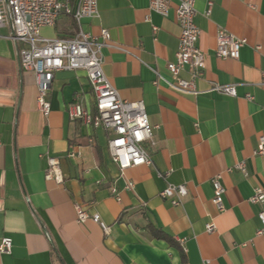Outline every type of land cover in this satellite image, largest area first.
<instances>
[{
	"label": "crops",
	"instance_id": "0c3cea01",
	"mask_svg": "<svg viewBox=\"0 0 264 264\" xmlns=\"http://www.w3.org/2000/svg\"><path fill=\"white\" fill-rule=\"evenodd\" d=\"M97 5L81 28L99 41L108 30L104 74L121 98L142 100L148 121L158 125L143 143L151 164L120 171L106 132L69 119L74 101L94 109L83 70L54 72L43 113L34 74L20 67L9 27H0V237L11 239L0 264H264L259 205L248 200L254 187L264 189V154L253 153L264 130V0H195L197 46L205 54L196 93L168 84L174 79L166 63L180 33L175 0L165 17L148 0ZM219 28L246 40L237 59L216 57ZM75 29L71 16L60 15L40 36L69 37ZM228 83L236 95L211 90ZM49 155L59 159L61 182L45 178ZM216 174L224 187L221 212L211 200ZM167 183L185 184L179 204L159 195ZM74 203L97 213L109 231L91 217L77 221ZM206 223L215 230L206 231Z\"/></svg>",
	"mask_w": 264,
	"mask_h": 264
},
{
	"label": "built area",
	"instance_id": "2783aa9c",
	"mask_svg": "<svg viewBox=\"0 0 264 264\" xmlns=\"http://www.w3.org/2000/svg\"><path fill=\"white\" fill-rule=\"evenodd\" d=\"M172 0H148V8L162 16H167ZM175 18L180 27L177 49L174 59L166 63V69L174 81L168 82L170 87L177 91L196 93V79L202 76L204 67V52L197 46L199 28L194 22L195 0H175ZM211 2H209L210 8ZM254 6V5H252ZM98 14L97 0H0V27L8 26V37L16 43L18 62L22 69L30 70L35 76L37 87V105L43 113L49 112L47 92L50 88L55 71L83 70L89 80L94 94V109L90 110L79 101L67 106L70 120H80L88 127L102 128L107 135V148L112 160L120 171L128 167L151 164V158L143 147L145 141H152L154 130L158 125L148 121L142 100L129 101L119 96L117 90L111 85L102 69L101 49L107 44L109 32L103 28L100 31L101 40L81 28V19L94 17ZM60 15L71 16L76 23L74 34L69 37L47 38L40 36L42 26H53ZM155 30V27H153ZM246 42L244 38L236 37L224 28L216 33L214 53L218 58L237 59L240 48ZM257 49L260 45L256 46ZM185 71L187 77L180 73ZM156 84L161 78L159 72L154 70ZM264 81V80H263ZM264 83V82H263ZM236 84H214L211 90L234 96ZM247 98H251L249 94ZM91 140V139H90ZM254 154H264V130L258 136ZM78 153H69V156ZM45 178L61 182L62 177L59 159L47 156ZM235 168L245 173L243 162H238ZM213 186L212 202L221 212L225 209L222 195L224 187L220 175L211 179ZM133 186L131 181L125 188ZM115 194V189L111 188ZM187 194L184 183L167 185L159 192L163 198H169L174 205L181 202ZM258 204L257 216L261 226L256 234L264 232V189L260 186L253 188L248 199ZM77 221L82 222L88 217L98 222L105 232L109 227L100 220L97 213L89 214L79 203H74ZM206 231L215 230L214 223H206ZM11 248V239L0 237V253H8ZM203 264H209L208 259Z\"/></svg>",
	"mask_w": 264,
	"mask_h": 264
}]
</instances>
